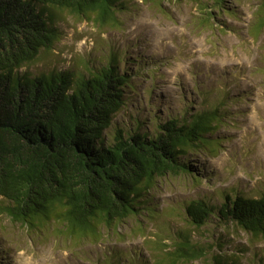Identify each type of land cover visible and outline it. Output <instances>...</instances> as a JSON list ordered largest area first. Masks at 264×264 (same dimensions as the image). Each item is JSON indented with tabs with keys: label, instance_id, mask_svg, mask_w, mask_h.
<instances>
[{
	"label": "trees",
	"instance_id": "1",
	"mask_svg": "<svg viewBox=\"0 0 264 264\" xmlns=\"http://www.w3.org/2000/svg\"><path fill=\"white\" fill-rule=\"evenodd\" d=\"M221 1L211 3L220 7ZM124 5L125 0H0V198L7 202L0 213L27 226L54 217L66 234L99 242L103 229L110 234L115 226L112 233H120L117 226L124 218L154 217L157 180L195 176L191 151L210 155L218 149L217 130L229 116L228 102L242 100L224 86L194 83L196 95L180 94L177 108L163 102V114L153 82L141 92L135 81L141 75L154 78L155 63L144 70L121 49L111 51L101 65L87 67L86 74L23 68L62 38L64 11L115 26ZM204 13V21L214 16L210 9ZM258 14L255 33L264 25V0ZM132 63L137 65L133 70ZM223 198L219 203L199 196L184 201L188 226L170 234L169 243H156L155 263L243 264L245 257L244 264H264V245L239 243L225 250L222 233L215 239L196 237L195 230L205 225L223 229L231 224L252 242H264V192L255 196L234 189ZM131 252L123 264H145ZM107 258L103 263L112 264Z\"/></svg>",
	"mask_w": 264,
	"mask_h": 264
},
{
	"label": "rangeland",
	"instance_id": "2",
	"mask_svg": "<svg viewBox=\"0 0 264 264\" xmlns=\"http://www.w3.org/2000/svg\"><path fill=\"white\" fill-rule=\"evenodd\" d=\"M211 1L125 0L115 26H99L83 16L62 13V38L23 68L34 73L70 68L86 74L87 67L101 65L111 51L121 49L137 58L135 63L144 70L155 63L154 78L141 75L135 81L141 92L153 82V97L159 99L157 108L163 114V102L179 107L178 96L192 93L194 97V83L199 81L206 88L224 86L230 96L242 100L228 102L229 116L217 130L222 141L216 152H190L196 178L170 174L157 180L154 217L124 218L117 226L120 233H112L115 226L110 234L103 229L100 241L94 242L66 234L54 217L37 218L34 226H27L2 212L0 264H104L103 259L111 255L112 264H123L134 254L131 249L141 255L139 263L156 264V243H169L170 234L188 226L181 208L184 201L199 196L219 203L223 194L234 189L255 196L264 192V25L253 31L261 0H222L220 7ZM204 7L214 15L208 21H204L208 11ZM129 66L133 70L137 65ZM5 203L0 198V205ZM195 233L200 240L222 233L225 250L239 243L264 245L263 240L252 242L231 224L223 229L205 225Z\"/></svg>",
	"mask_w": 264,
	"mask_h": 264
}]
</instances>
